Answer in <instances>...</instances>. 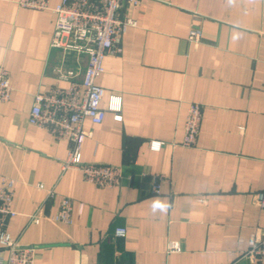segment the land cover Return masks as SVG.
I'll return each mask as SVG.
<instances>
[{"label":"crops","instance_id":"obj_1","mask_svg":"<svg viewBox=\"0 0 264 264\" xmlns=\"http://www.w3.org/2000/svg\"><path fill=\"white\" fill-rule=\"evenodd\" d=\"M18 1L0 0V66L13 86L0 103V179L16 182L7 231L18 244L37 250V264H264L244 258L251 233L264 232V0L122 7L135 25L97 80L104 107L121 98L122 120L111 112L100 125L86 120L82 146L85 163L120 168L114 188L63 171L70 142L29 125L35 96L67 87L60 72L80 81L88 57L51 48L56 15ZM193 28L198 44L188 40ZM190 103L203 119L196 147L185 148ZM60 197L74 203L70 224L51 219ZM36 213L39 224L30 222ZM120 227L125 238L115 236ZM170 242L180 251L169 252Z\"/></svg>","mask_w":264,"mask_h":264},{"label":"built area","instance_id":"obj_2","mask_svg":"<svg viewBox=\"0 0 264 264\" xmlns=\"http://www.w3.org/2000/svg\"><path fill=\"white\" fill-rule=\"evenodd\" d=\"M139 0H60L52 8L51 0H19L23 9L52 11L56 15L51 48L85 54L88 63L82 79L76 82L71 70L60 72L61 79H70L67 87H55L47 93L37 94L29 114L31 126L47 130L58 140L70 142L67 159L62 163L63 171L78 170L84 180L92 185L104 188L119 187L123 176L120 168L111 165L88 164L82 160V146L87 137L84 123L89 120L94 125L104 122L106 114H114L116 121H121V98L112 97L107 107L103 106L106 95L98 78L105 72L104 60L108 55L122 52V39L127 30L135 23L129 18H122L120 11L124 5H137ZM199 29H191L188 40L193 44L201 41ZM13 86L10 73L0 66V103L11 100ZM203 119V107L190 103L184 125L185 148L196 147ZM161 142L150 143L152 150H160ZM44 188L42 185L39 186ZM16 182L13 179H0V264H37V250L34 247H22L8 233V221L17 213L13 209ZM154 193L160 194L159 179L155 180ZM56 196L54 190L48 191V198ZM257 203L264 208V194L257 195ZM73 201L60 197L59 210L51 218L58 223L72 222ZM30 222L40 223L38 213L31 215ZM125 228L115 229V236L125 238ZM169 252H179L180 244L170 242ZM244 258L252 263L264 262V232L255 230L249 239V248Z\"/></svg>","mask_w":264,"mask_h":264}]
</instances>
